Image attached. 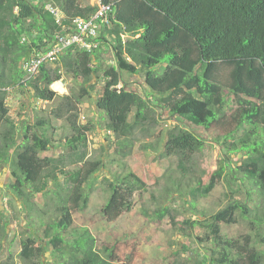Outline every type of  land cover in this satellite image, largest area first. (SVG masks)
Instances as JSON below:
<instances>
[{
	"label": "trees",
	"instance_id": "1",
	"mask_svg": "<svg viewBox=\"0 0 264 264\" xmlns=\"http://www.w3.org/2000/svg\"><path fill=\"white\" fill-rule=\"evenodd\" d=\"M50 1L66 18L88 17L96 8L78 0ZM102 1L113 3L114 14L111 26L100 31V47L91 52L69 48L60 60L43 64L34 78L25 81L23 62L48 49L61 28L44 0H0V166L14 151L18 158L27 154L44 165L34 179L26 178L25 168L18 166L11 175L21 184L7 185L21 214L38 216V226L27 217L28 234L19 240L21 264H135L144 258L138 237L107 230L105 217L101 223L91 219V226L75 223V213L88 207L96 175L107 163L104 144L95 148L90 140L95 122L79 120L81 104L89 99L104 115L106 135L114 136L111 143L127 148L137 130L147 132L161 118L203 129L208 136L176 125L159 132L147 149L176 158L178 180L169 177L164 184L167 192H179L175 185L185 181L194 202L224 177L232 198L200 219L174 222L171 206L159 204L155 216L166 214L182 230L192 228L201 244L209 243L203 246L207 264H264V0ZM62 71L78 88L58 96L51 85L61 79ZM122 73L140 76L145 90ZM9 88L26 96L24 115L29 117L26 106L31 98L53 101L58 96L49 116L64 121L68 133L63 139L55 142L48 135L49 117L39 116L34 122L12 117L5 103ZM228 107L247 108L241 114V128L214 133L212 123ZM209 136L219 137L212 142L221 157L214 171L207 165ZM51 147L55 155L46 154ZM239 153L243 158L234 165L233 156ZM122 154L130 155L129 149ZM195 166L201 172H193ZM103 179L111 196L125 181ZM238 192L242 197L235 196ZM38 193L47 208L43 213L35 200ZM146 211L143 208L142 214ZM239 218L246 220L250 231L225 237L219 222L235 224ZM9 221H0L1 235ZM196 224L204 228L201 233ZM0 264L18 263L9 255Z\"/></svg>",
	"mask_w": 264,
	"mask_h": 264
},
{
	"label": "rangeland",
	"instance_id": "2",
	"mask_svg": "<svg viewBox=\"0 0 264 264\" xmlns=\"http://www.w3.org/2000/svg\"><path fill=\"white\" fill-rule=\"evenodd\" d=\"M122 74L123 78L132 82L140 91L145 90L142 84L143 79L140 76ZM61 79L64 86L58 89L60 92H58V96L67 94L71 88L77 90L78 85L66 72H61ZM92 80L96 81L95 78ZM97 86H102V83L98 82ZM6 92V106L9 109V114L16 120H27L29 118L34 122L35 118L39 116L49 117L51 125L47 127V133L55 142L63 139V136L68 133V128L62 119L49 116L51 108L59 100L58 96L53 101L31 98L29 106L26 107L27 110H31L29 117L24 115L23 106L26 103V96L18 89L9 88ZM93 101L89 99L81 104L79 120H92L95 122L96 125L90 134V140L95 148L104 144L107 163L96 175L91 187L88 207L82 212L75 213V223L91 226L89 224L91 219L97 223L105 217L107 230L114 228L120 233L122 232L124 236H137L139 252L144 255V258L141 263L135 264H199V262H201L200 264H207L203 254L204 247L210 246L209 243L201 244L192 228L182 230L170 221L169 216L166 214L158 219L155 216L158 214H155L154 211L159 206L170 205L174 222H182L187 218H204L208 214L216 212L228 202L229 198H232L228 195L231 186L229 187L226 178L218 177L215 186L206 195L199 197L194 202L183 186L185 181H181L180 185L178 183L175 185L176 189L180 190L179 192L175 189L167 192L164 189V184L169 181V177L172 176L175 182L178 180L175 173L176 158L173 156L162 157L159 156L160 153H153L147 149L148 143L154 141L159 132H165L176 125L195 131L197 134L208 136L206 132L200 128H191L181 124L173 118H161L147 132L142 129L137 130L133 135V144L127 148L123 144L111 143L114 136L106 135L104 115L97 110ZM246 109L228 107L226 113L212 123L214 133L226 130L238 132L241 128L239 121L243 119L241 114ZM82 114L84 118L81 117ZM209 137L212 141L208 142L207 165L210 171H214L218 167L221 157L219 156L218 146L212 142L219 137ZM105 138L111 141L106 142ZM128 149L130 155L124 156L122 153ZM56 153V149L52 147L46 152V154L52 155ZM113 155L117 160H113ZM242 158L243 154L241 153L234 155V165L239 164ZM16 163L19 165H16ZM18 166L25 168L26 178L34 179L44 165L38 159H34L27 154H21L18 158L17 152L14 151L10 158L0 166V211H2L0 221L5 223V221H9V217H13L12 223L11 220L8 222L6 232L3 235L0 234V261L11 255L14 262L21 264L19 240L28 234L30 223L27 221V217L30 222L38 226V218L35 219L38 216L35 212L21 214L19 203L10 200L11 194L7 185L14 182L21 184L19 179L11 175L12 170H19ZM193 172H201L199 166H195ZM105 176L113 179L124 177L125 181L118 184L112 196L104 182L103 177ZM235 196L240 198L242 194L238 192ZM35 200L41 207L40 211L42 213L47 210L45 206H42L43 199L39 193L35 195ZM106 200H108L107 205H105ZM158 204L159 206H157ZM143 208H146V214H142ZM4 210L6 211L4 212ZM48 210L51 209L48 208ZM101 222L103 221L101 220ZM219 225L222 234L228 238H237L250 231V226L247 225L246 220L241 218L235 224L219 222ZM195 228L197 233H201V230L204 229L198 224L195 225ZM45 256L44 259L46 260V258H49V253H45ZM44 264L51 263L47 261Z\"/></svg>",
	"mask_w": 264,
	"mask_h": 264
},
{
	"label": "built area",
	"instance_id": "3",
	"mask_svg": "<svg viewBox=\"0 0 264 264\" xmlns=\"http://www.w3.org/2000/svg\"><path fill=\"white\" fill-rule=\"evenodd\" d=\"M44 1H46L45 9L52 14L55 23L61 29L55 32L52 44L48 49L31 55L23 62L25 81L34 78L43 64L56 63L64 51L69 48L87 52L99 48L100 31L110 27L112 23L111 19L114 14L112 2L93 0L92 5H95L96 8L88 17L75 14L66 18L58 5H54L50 0ZM59 81L64 85L61 79Z\"/></svg>",
	"mask_w": 264,
	"mask_h": 264
},
{
	"label": "crops",
	"instance_id": "4",
	"mask_svg": "<svg viewBox=\"0 0 264 264\" xmlns=\"http://www.w3.org/2000/svg\"><path fill=\"white\" fill-rule=\"evenodd\" d=\"M77 2L80 5H84V4H86V5H92L93 4V0H78Z\"/></svg>",
	"mask_w": 264,
	"mask_h": 264
},
{
	"label": "bare ground",
	"instance_id": "5",
	"mask_svg": "<svg viewBox=\"0 0 264 264\" xmlns=\"http://www.w3.org/2000/svg\"><path fill=\"white\" fill-rule=\"evenodd\" d=\"M53 88L58 90V89H61L62 86H61V84L58 81H56V82L53 83Z\"/></svg>",
	"mask_w": 264,
	"mask_h": 264
},
{
	"label": "clouds",
	"instance_id": "6",
	"mask_svg": "<svg viewBox=\"0 0 264 264\" xmlns=\"http://www.w3.org/2000/svg\"><path fill=\"white\" fill-rule=\"evenodd\" d=\"M61 80H62V79H61ZM58 82L60 83V81H59V80H58ZM60 84H61V83H60ZM63 84H64V83H63ZM61 86H62V88H63V86H64V85H62V84H61ZM51 88H52L53 90H55V91L59 92L58 90H56V89H54V88H53V84L51 85ZM59 93H60V92H59ZM28 104H29V103H28ZM26 107H27V106H26ZM82 116H83V115H81V117H82Z\"/></svg>",
	"mask_w": 264,
	"mask_h": 264
},
{
	"label": "water",
	"instance_id": "7",
	"mask_svg": "<svg viewBox=\"0 0 264 264\" xmlns=\"http://www.w3.org/2000/svg\"><path fill=\"white\" fill-rule=\"evenodd\" d=\"M29 106V104L27 103V107Z\"/></svg>",
	"mask_w": 264,
	"mask_h": 264
}]
</instances>
